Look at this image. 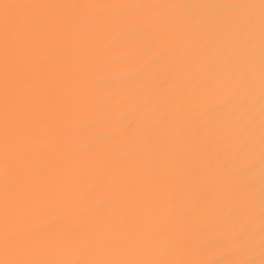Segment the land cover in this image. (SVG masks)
Segmentation results:
<instances>
[{"label":"snow or ice","instance_id":"1","mask_svg":"<svg viewBox=\"0 0 264 264\" xmlns=\"http://www.w3.org/2000/svg\"><path fill=\"white\" fill-rule=\"evenodd\" d=\"M0 264H264V0H0Z\"/></svg>","mask_w":264,"mask_h":264},{"label":"bare ground","instance_id":"2","mask_svg":"<svg viewBox=\"0 0 264 264\" xmlns=\"http://www.w3.org/2000/svg\"><path fill=\"white\" fill-rule=\"evenodd\" d=\"M65 2H77V3H124V4H140V3H155V4H219V3H238V2H248V0H65ZM254 2H259V0H254ZM259 47V37L257 35V48ZM257 57V61H258ZM125 71L122 65H117L109 72H101L98 74L97 79H103L105 77H112L114 79H118L122 73ZM256 126H255V136H256V147H255V155L257 160H259V135H260V128H259V74L257 72L256 78ZM106 94L112 95L122 91L119 87H112L104 90ZM219 102V101H217ZM227 111V108L224 109ZM212 116H216L217 113H211ZM222 123V121H221ZM256 175L259 176V167L257 166ZM257 191L259 190V184L257 183ZM45 221L42 219L41 223ZM259 209L257 208V217H256V224L257 227L259 226ZM259 238V233H257V239ZM211 258H218L215 252L210 253ZM256 258L259 259V249H257Z\"/></svg>","mask_w":264,"mask_h":264}]
</instances>
